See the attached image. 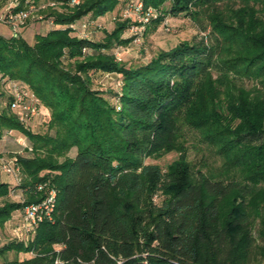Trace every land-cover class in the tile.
Listing matches in <instances>:
<instances>
[{"label":"trees","instance_id":"obj_1","mask_svg":"<svg viewBox=\"0 0 264 264\" xmlns=\"http://www.w3.org/2000/svg\"><path fill=\"white\" fill-rule=\"evenodd\" d=\"M32 1L64 4L32 43L0 35V74L50 114L40 133L2 95L0 131L23 134L33 153L17 156L20 183L0 181V227L43 198L37 184L56 200L27 240L0 246V264H249L254 233L264 243V0H140L156 25L184 15L207 35L135 65L115 59L131 19L100 40L75 33L131 0ZM97 73L119 88L95 89ZM191 130L223 159L219 174L193 169L182 147ZM171 151L164 170L145 163ZM18 189L22 201L7 199Z\"/></svg>","mask_w":264,"mask_h":264},{"label":"rangeland","instance_id":"obj_2","mask_svg":"<svg viewBox=\"0 0 264 264\" xmlns=\"http://www.w3.org/2000/svg\"><path fill=\"white\" fill-rule=\"evenodd\" d=\"M10 2L11 0H0V14L5 11ZM120 6L121 5H118V7L111 14L105 15L103 18H100L97 21H91L86 17L82 18L79 21L80 23H78L77 27L75 26V33L78 36L87 37L94 40L102 39V37L104 36V31H110L113 28L115 21L125 19L122 15V9L120 8ZM234 6L237 7L238 5L235 4ZM50 9L60 10L62 9V7H59L58 9L47 7L44 10L32 13V17L26 20L20 36H22L25 29L29 28L30 26L37 27L42 24L46 27V20L48 17L45 16L46 13L50 11ZM152 19L155 20V17L148 19L146 24L143 25L144 29L141 32L142 34L140 45H134L132 43V39L125 45H121V59L123 62L127 64L130 63L131 65L143 64L162 49H169L184 40L189 41L194 35H197V37L204 34L207 35V31L198 30V25L196 24V22H194L190 17L184 15H180L176 18L167 17L164 19V21H161L157 25L152 22ZM164 24L169 26V31H166L164 29ZM130 28L121 34L122 39L131 37L135 32L133 28ZM0 35L5 37L11 36L9 28L2 23H0ZM23 36L28 43H32L34 41V35L32 32H30V30L25 32ZM95 78L99 83L93 85L95 89H110L112 91H116L119 88L117 87L115 81V74L109 73L106 75V77H104L102 74L97 73L95 75ZM238 83L243 85L247 89H252L256 84L254 81L244 78L239 79ZM41 110L42 113L34 120V122H32V126L33 129H36L40 133H44L47 130L45 120L50 112L44 106ZM184 139L185 140L182 143V147H184L187 159L188 161H190L195 171L200 169L203 172L209 171L215 174H219L222 171L221 164L223 162V159L213 151L212 147L208 146L201 140V137L197 131H188L185 134ZM17 150L18 145L16 144L13 137H5L4 139L0 140V156H11ZM73 153L74 151L70 152V155H73ZM177 157L178 152L171 151L164 154L158 159H146L145 163L158 164L164 170ZM0 181H8L11 185L15 183L13 176L4 174L1 171ZM22 195V192L18 189L14 191L12 195H9L7 199L20 201ZM4 200V198H0V205ZM19 219V214L15 212L13 213L12 217L7 222H5L2 227H0V246L5 242L13 239L12 228L17 223H19ZM254 234V236L256 237V241L253 243V246L251 248V253L249 255V264H264V243L257 239L256 233ZM13 256V253L7 254V258H12ZM20 256L23 257L24 255Z\"/></svg>","mask_w":264,"mask_h":264},{"label":"built area","instance_id":"obj_3","mask_svg":"<svg viewBox=\"0 0 264 264\" xmlns=\"http://www.w3.org/2000/svg\"><path fill=\"white\" fill-rule=\"evenodd\" d=\"M82 1L83 0H67L66 4L70 7H74L79 5ZM19 3L20 0H11L5 11L0 14V23L9 28L11 36L13 37L20 36L26 20L32 17V13L44 10L47 7L58 9L64 4L63 1H48L34 4L32 0H26L24 8L14 12L12 9L17 7ZM158 13L159 12L153 8H145L140 0H131L124 6L122 10L123 17L134 21L130 28L135 30L132 34V43L134 45L141 44V32L144 29L143 25L146 24L148 19L156 17ZM46 21L50 24L53 23L52 18H47ZM71 27L74 28L75 25H71ZM163 27L166 31H169V26L164 24ZM121 51L122 49L120 48L115 50V59L118 61L121 60ZM119 84L120 83L117 82V85ZM2 95L10 97L11 111L25 127L29 125L31 120L36 119L42 113L40 101L33 92L29 91L18 82L7 79L0 74V107L4 104ZM5 137H13L18 145V150L8 157L0 156V171L4 174L13 176L15 184H18L21 181V171L17 162V156L30 155L33 153V148L27 138L17 131H0V139H4ZM35 191H43L44 196L39 202L25 206L19 213V223L12 228V237L16 240H27L28 236L36 230L42 220L52 219L56 200L55 189L49 187L47 183H40L35 186ZM13 192L14 191H11L9 195H12ZM22 199L23 195L20 201H22Z\"/></svg>","mask_w":264,"mask_h":264},{"label":"crops","instance_id":"obj_4","mask_svg":"<svg viewBox=\"0 0 264 264\" xmlns=\"http://www.w3.org/2000/svg\"><path fill=\"white\" fill-rule=\"evenodd\" d=\"M103 17H104V16L99 17V18L96 19V20H91V21H97V20H99L100 18H103ZM78 23H80V22L75 23V25L77 26ZM48 29H49V24H46V27H45V25L40 24V25L37 26V27L30 26L29 28L25 29L24 33L30 30V32H32L33 35H35V34H37V33H43L44 31H46V30H48ZM35 31H36V32H35ZM24 33H23V34H24ZM23 34H22V37L24 38ZM5 182H8V181H5Z\"/></svg>","mask_w":264,"mask_h":264}]
</instances>
